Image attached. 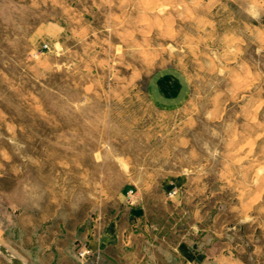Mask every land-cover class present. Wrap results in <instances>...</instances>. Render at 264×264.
<instances>
[{"label": "rangeland", "instance_id": "374dc122", "mask_svg": "<svg viewBox=\"0 0 264 264\" xmlns=\"http://www.w3.org/2000/svg\"><path fill=\"white\" fill-rule=\"evenodd\" d=\"M136 193L264 264V0H0V211L82 237Z\"/></svg>", "mask_w": 264, "mask_h": 264}, {"label": "crops", "instance_id": "0c3cea01", "mask_svg": "<svg viewBox=\"0 0 264 264\" xmlns=\"http://www.w3.org/2000/svg\"><path fill=\"white\" fill-rule=\"evenodd\" d=\"M125 199L99 230H86L82 237L52 233V228L0 211V264H237L217 249L215 237L208 235L205 243L195 222L181 231L176 223L161 226L151 217L154 203L137 193L129 203ZM173 208L180 210L178 204ZM77 246L90 255L77 259Z\"/></svg>", "mask_w": 264, "mask_h": 264}, {"label": "built area", "instance_id": "2783aa9c", "mask_svg": "<svg viewBox=\"0 0 264 264\" xmlns=\"http://www.w3.org/2000/svg\"><path fill=\"white\" fill-rule=\"evenodd\" d=\"M89 255H90V251L88 249H86V248L85 249L82 248V249L77 250L76 254H75L76 258L79 259V260L85 259Z\"/></svg>", "mask_w": 264, "mask_h": 264}]
</instances>
